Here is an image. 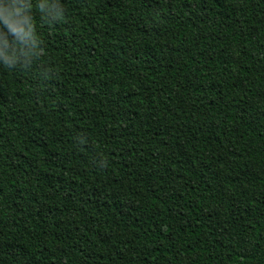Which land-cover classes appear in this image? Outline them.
<instances>
[{
    "label": "trees",
    "instance_id": "16d2710c",
    "mask_svg": "<svg viewBox=\"0 0 264 264\" xmlns=\"http://www.w3.org/2000/svg\"><path fill=\"white\" fill-rule=\"evenodd\" d=\"M0 264H264V0H0Z\"/></svg>",
    "mask_w": 264,
    "mask_h": 264
},
{
    "label": "clouds",
    "instance_id": "9594fccd",
    "mask_svg": "<svg viewBox=\"0 0 264 264\" xmlns=\"http://www.w3.org/2000/svg\"><path fill=\"white\" fill-rule=\"evenodd\" d=\"M16 15H17V13H16L14 8H6L4 10L3 16L0 17V22L7 24L9 26V28H11L12 25L9 23V19L11 17L16 16Z\"/></svg>",
    "mask_w": 264,
    "mask_h": 264
}]
</instances>
